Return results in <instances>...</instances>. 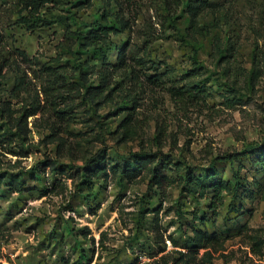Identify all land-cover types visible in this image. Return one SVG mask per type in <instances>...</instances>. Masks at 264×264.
<instances>
[{"label": "rangeland", "instance_id": "374dc122", "mask_svg": "<svg viewBox=\"0 0 264 264\" xmlns=\"http://www.w3.org/2000/svg\"><path fill=\"white\" fill-rule=\"evenodd\" d=\"M189 1L41 0L34 13L29 0H0V104H9L13 117L40 107L23 133L0 112L6 264H175L194 227L224 241L212 250L214 263L264 264V247L254 255L249 243V235L264 238L260 151L234 164L217 159L248 143L264 146V0H212L194 20ZM103 10L109 21L125 22L110 38L128 48L126 64L110 72V96L95 104L74 83L92 50L67 36L68 26L85 32ZM109 57L117 63L116 51ZM258 65L261 74L248 82ZM88 76L98 84L90 70ZM192 84L206 92L185 90ZM149 153L170 181L156 186L145 168L134 177L121 170L131 154ZM87 162L107 169L88 177ZM205 168L217 172L205 196L183 192L186 172L204 176ZM13 176L22 190L10 185ZM217 179L231 190L214 212Z\"/></svg>", "mask_w": 264, "mask_h": 264}, {"label": "trees", "instance_id": "16d2710c", "mask_svg": "<svg viewBox=\"0 0 264 264\" xmlns=\"http://www.w3.org/2000/svg\"><path fill=\"white\" fill-rule=\"evenodd\" d=\"M30 5L34 7L33 12L38 11V6L40 5L41 0H29ZM54 1V0H53ZM86 0H76V4H80V6H83V3H85ZM212 0H190L187 4V11L189 14H191L192 19H196L198 13L201 9L209 7L212 5ZM106 14H108V11L103 10L102 14L100 16L96 17V20L92 23H86L85 26L87 28L85 32H80L78 30L71 29V26H68V36H76L79 40V44L85 46V49H91L92 55L90 60L85 61V66L82 68L79 66L81 70H83L79 74V80L77 79L76 84L82 85L85 88V92L83 96L85 98H89L93 103L97 104L98 101L96 100H102L104 97H109L110 94H106L105 92L110 88L108 86V79L110 77V72L113 69H116L114 71L120 70L125 64H126V53L128 48V43L123 42L119 44L112 43L110 38L111 32H118L120 27H124V21L122 18H115L112 21H109L106 19ZM62 19V18H61ZM70 51H74L76 53V50H73V48L69 47ZM112 51L117 52V63L113 64V62L110 61V53ZM78 68V69H79ZM91 71V75L97 77L98 84L91 83L89 84V81H91V78L88 76V71ZM261 65L254 66L251 70V77L248 82H250L253 77H256L261 74ZM0 76L1 74V67H0ZM232 87L235 88L236 84H232ZM195 91L197 94L199 93H205L206 88L205 86H198V84H192V86L186 87L185 90ZM239 90V88H238ZM105 95V96H104ZM40 107L39 105L33 106L31 109L25 108V113L23 115L13 117L14 110L11 109L9 104H0V112L4 115L7 121H10L11 126H16L20 130L21 133L24 132V128L27 127V117L29 115L36 114L39 111ZM12 119L15 122H12ZM131 119H132V113L129 112L128 117L125 119V121L122 123L121 126H123V135L130 129L131 126ZM1 137V136H0ZM47 138H51V136H48ZM2 139L0 138V144ZM53 141V140H51ZM264 146L261 144H253L248 143L245 145V147L242 150H239L238 152H231L224 154L222 156H218L217 159L224 162H230L234 164L236 162L237 157L239 156H246L252 153L258 152L259 153V159L262 161L264 160ZM260 148V149H259ZM132 164L128 165L127 167H123L121 170L124 172L126 176L134 177L137 175V171H141L143 168L147 170L148 173H150V178L152 183L157 185H162L164 181H170L171 178L169 176L163 175L162 170L159 167L160 164L156 163L155 160L152 159V155L149 153L146 156H140L138 154H131ZM94 160L93 158L89 160L92 162ZM53 162V161H52ZM90 162H87V164L83 167V173L84 175L88 177H94L100 174L103 170H106V165L98 164L91 165ZM172 159L169 158L166 161H163V166L169 165V163H172ZM264 163V161H262ZM168 163V164H167ZM183 167L182 163L177 164V168L181 169ZM116 167H113V170H115ZM206 174L203 176V174H197L195 172H186L185 176L180 180V183L182 185V191L188 192L191 194H198L199 196L203 197L206 194V188H207V180L210 176L216 175L217 172H211L209 169H204ZM239 175V170L237 169L235 171V188L237 185H239L240 181L237 180V176ZM10 185H14L15 188L19 187L18 189H23L20 182L16 180V178L11 177L10 178ZM212 188L214 191V196L212 197L211 205L212 210L216 212L217 203L220 199L222 193L224 191H229L230 186L228 182H225L223 180L217 179L216 181L212 182ZM11 190H14L13 188ZM244 190H248L249 194L252 193V189L250 187L244 188ZM19 191V190H18ZM157 209L156 211H158ZM198 219H202V217L195 215ZM90 233V229L87 228L84 232L85 235H88ZM91 240L93 244H96L95 237H91ZM174 244L178 245V242L175 239H172ZM101 243L103 244V240H101ZM249 243L251 245V251L254 255L261 256L263 254V247H264V238H262L259 234H253L249 235ZM224 241L220 238L217 231H209L206 229H201L198 227H194L192 230V234L188 235L187 242L184 244L186 251L183 250H176L175 252L178 254V257H175V264H216L213 262V251H218L223 247ZM205 249L202 256H200V250ZM166 258V257H164ZM0 264H2L0 262ZM149 264H153V262H150ZM169 264V263H167Z\"/></svg>", "mask_w": 264, "mask_h": 264}, {"label": "built area", "instance_id": "2783aa9c", "mask_svg": "<svg viewBox=\"0 0 264 264\" xmlns=\"http://www.w3.org/2000/svg\"><path fill=\"white\" fill-rule=\"evenodd\" d=\"M0 262H1L2 264H6L5 260H3V259H1V258H0Z\"/></svg>", "mask_w": 264, "mask_h": 264}]
</instances>
